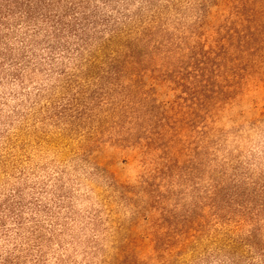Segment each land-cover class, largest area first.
<instances>
[{
  "label": "rangeland",
  "instance_id": "1",
  "mask_svg": "<svg viewBox=\"0 0 264 264\" xmlns=\"http://www.w3.org/2000/svg\"><path fill=\"white\" fill-rule=\"evenodd\" d=\"M137 6L93 71L0 84V191L61 176L77 264H160L158 221L264 243V0Z\"/></svg>",
  "mask_w": 264,
  "mask_h": 264
},
{
  "label": "trees",
  "instance_id": "2",
  "mask_svg": "<svg viewBox=\"0 0 264 264\" xmlns=\"http://www.w3.org/2000/svg\"><path fill=\"white\" fill-rule=\"evenodd\" d=\"M158 1L0 0V84L10 79L23 85L38 74L66 76L73 60L77 67L93 71L97 43L107 47L119 36L120 25L126 27L134 18L128 14L132 5L138 4L135 14L142 15ZM106 33L109 37L103 39ZM70 200L57 173L27 187L12 184L0 191V264H77L70 247L83 239L73 236L77 219ZM153 227V249L159 252L160 264H264V243L218 235L209 247L200 243L195 225L180 231L158 221ZM119 248L100 264H146L129 243ZM85 256L87 264H94L93 255Z\"/></svg>",
  "mask_w": 264,
  "mask_h": 264
}]
</instances>
